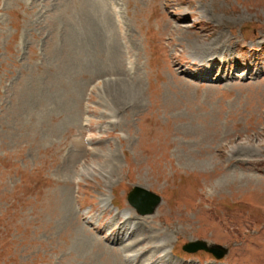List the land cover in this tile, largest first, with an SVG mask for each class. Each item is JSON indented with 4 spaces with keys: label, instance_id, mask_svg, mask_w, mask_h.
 <instances>
[{
    "label": "rangeland",
    "instance_id": "374dc122",
    "mask_svg": "<svg viewBox=\"0 0 264 264\" xmlns=\"http://www.w3.org/2000/svg\"><path fill=\"white\" fill-rule=\"evenodd\" d=\"M0 264H264V0H0Z\"/></svg>",
    "mask_w": 264,
    "mask_h": 264
},
{
    "label": "water",
    "instance_id": "95a60500",
    "mask_svg": "<svg viewBox=\"0 0 264 264\" xmlns=\"http://www.w3.org/2000/svg\"><path fill=\"white\" fill-rule=\"evenodd\" d=\"M145 198L152 200L156 199L155 196H153L151 193L141 190L139 187H135L129 196L130 202L137 206H142L143 205L142 202H145L146 200ZM151 210H153L152 207L147 208V211H151ZM201 248L206 249L208 251H212L216 253L219 257H222L226 252V249L223 248L222 246L216 244H208L205 241H198L195 243H190L185 246V249L189 251H197L198 249Z\"/></svg>",
    "mask_w": 264,
    "mask_h": 264
},
{
    "label": "bare ground",
    "instance_id": "6f19581e",
    "mask_svg": "<svg viewBox=\"0 0 264 264\" xmlns=\"http://www.w3.org/2000/svg\"><path fill=\"white\" fill-rule=\"evenodd\" d=\"M133 92H134V90H133Z\"/></svg>",
    "mask_w": 264,
    "mask_h": 264
}]
</instances>
